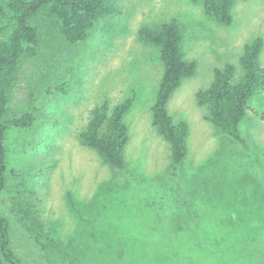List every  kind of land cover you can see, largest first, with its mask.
<instances>
[{"label": "rangeland", "instance_id": "obj_1", "mask_svg": "<svg viewBox=\"0 0 264 264\" xmlns=\"http://www.w3.org/2000/svg\"><path fill=\"white\" fill-rule=\"evenodd\" d=\"M116 3L119 11L102 20L79 45L65 42L45 16L35 19L41 61H23L9 110L10 115H19L32 110L33 104L38 106L33 111L34 126L13 130L8 141L14 171L11 184L21 182L17 177L21 175L25 185H15L0 195V213L9 220L13 247L26 264L44 263L31 233L10 206L15 193L39 201L35 209L45 233L68 246L78 258H94L97 236L117 244L134 237L143 248L129 262L127 256L125 264H149L155 259L154 264H212L192 249L187 236L171 233L168 227H155L175 214L171 198L178 179L169 173L170 144L153 124L152 107L163 63L158 48L143 42L139 31L142 27L157 29L177 19L183 30L185 58L198 63L194 76L184 79L171 97L168 111L175 122L185 120L190 126L188 154L180 167L185 193L206 216V224L219 231L227 224L225 213L256 206V200L264 197L262 177L255 166V154H259L264 167V91L252 97L241 125L250 151L238 147L234 154L206 119V108L198 105L196 94L210 85L217 67L232 62L241 70L239 60L247 43L257 37L264 42V0H237L230 25L208 18L201 4L191 0ZM7 35L9 32L0 34V39ZM260 60L264 66V43ZM62 82L69 94L45 91ZM132 96L134 102L125 115L130 134L125 157L132 180L141 184L137 194L79 137L97 106L108 102L112 107ZM217 187L220 195L213 191ZM163 192L166 199L160 197ZM152 200L156 203L148 205ZM160 201L163 205L157 204ZM145 205L148 208L144 210ZM155 208L160 209L155 213ZM97 256L95 261L101 262L102 257ZM247 262L264 264V253L249 256Z\"/></svg>", "mask_w": 264, "mask_h": 264}, {"label": "trees", "instance_id": "obj_2", "mask_svg": "<svg viewBox=\"0 0 264 264\" xmlns=\"http://www.w3.org/2000/svg\"><path fill=\"white\" fill-rule=\"evenodd\" d=\"M191 1L201 4L208 18L225 25L233 22L232 9L237 0ZM118 11L116 0H0V34L9 32V35L0 39V195L10 188L14 189L15 185H25L21 175L17 176L21 182L11 184L14 171L10 167L8 141L13 130L26 131L34 126L36 118L33 111L38 106L33 104L32 110L19 115H10L9 110L23 61H41L40 32L35 19L45 16L52 30L65 42L79 45L90 37L102 20ZM139 37L143 42L158 48L163 63L164 70L152 107L153 124L170 144L172 163L169 173L178 179L171 198L174 212L178 215L169 216L171 226L165 221L155 227L158 230L168 227L171 233L180 232L182 236H187L192 249L202 253L212 264H249V256L264 253V197L256 200V206L229 210L225 213L227 224L217 231L209 227L206 216L194 208L181 182L180 167L188 154L190 126L185 120H173L168 111V102L183 80L194 76L198 68L196 60L185 58L182 26L177 19H173L157 29L142 27ZM263 43L261 37L247 43L239 60L241 70L232 62L217 67L210 85L196 94L198 105L206 108V119L217 128L223 136L224 145L233 154L238 147L250 151L249 138L241 125L247 116L252 97L264 91V66L260 60ZM45 91L70 93L65 82L49 85ZM133 102L132 96L112 107L108 102L97 106L79 137L83 145L94 149L105 163L123 177L125 186L133 188L137 194L141 184L132 180L133 174L125 157V149L130 140L125 115ZM261 118L264 119V109ZM261 159L259 154H255V166L259 169L262 177L260 186L264 190ZM207 188L209 190L208 185ZM213 191L217 195L221 194L218 187ZM160 197L166 199L167 193L163 192ZM38 202L15 193L10 206L18 214L23 227L31 233L44 264H125L127 256L129 262V258L143 248L134 237H128L124 244H117L97 236L95 246L99 245L92 249L94 258H78L79 255L71 252L68 246L45 233L38 210L35 209ZM152 203L156 201L152 200L148 205ZM71 204L75 208L73 200ZM157 204L163 205L162 201ZM146 208L145 205L144 210ZM160 208H155V213ZM171 240L176 242L174 237ZM96 255L103 260L95 261ZM154 261L156 259L149 264H154ZM0 264H26L13 247L9 220L1 213Z\"/></svg>", "mask_w": 264, "mask_h": 264}]
</instances>
